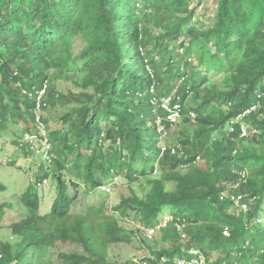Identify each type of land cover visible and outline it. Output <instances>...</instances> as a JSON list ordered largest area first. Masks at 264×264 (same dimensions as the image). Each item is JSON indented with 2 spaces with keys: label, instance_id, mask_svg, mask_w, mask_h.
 Instances as JSON below:
<instances>
[{
  "label": "trees",
  "instance_id": "trees-1",
  "mask_svg": "<svg viewBox=\"0 0 264 264\" xmlns=\"http://www.w3.org/2000/svg\"><path fill=\"white\" fill-rule=\"evenodd\" d=\"M211 3L197 14L194 0H0V133L16 120L33 137L22 142L41 154L47 121L32 119L31 135V114L58 96L74 129L47 135L37 185L56 183L50 208L41 212L28 188L26 217L4 227L11 208L0 204V231L9 232L0 264H117L109 248L133 238L153 251L148 264L191 259L190 251L207 264H264V0ZM67 73L79 89L69 97L49 82ZM172 95L182 121L169 148L160 137L176 122L161 103ZM155 166L161 175L143 199L72 212L78 189L151 177ZM130 218L136 230L121 225Z\"/></svg>",
  "mask_w": 264,
  "mask_h": 264
},
{
  "label": "rangeland",
  "instance_id": "rangeland-1",
  "mask_svg": "<svg viewBox=\"0 0 264 264\" xmlns=\"http://www.w3.org/2000/svg\"><path fill=\"white\" fill-rule=\"evenodd\" d=\"M212 0H203V4H199V0H194V6L198 8L197 14H202L207 7H212ZM203 8V9H202ZM76 73H67L59 81L49 76V82L52 84L51 88L55 89L58 95L69 97L70 93L76 94L79 89L76 87ZM53 82V83H52ZM174 94V93H173ZM174 95L171 96L173 98ZM58 103L55 107H47L40 111V115L45 118L47 125L44 129V135H48V132L54 131H69L74 133L73 127L70 129V122H63L62 118L64 112L68 108H63L62 104L65 101L58 96ZM72 106L69 108L71 109ZM34 120V113L31 114L30 129L31 135L37 136L39 129L32 123ZM16 121V120H15ZM14 119H10L7 129L0 133V185L3 189L0 190V204H7L11 209L5 211L4 227L17 222L27 215L25 207L21 204L20 197L26 192L28 188L32 189V193L37 195L41 200V212L47 211L54 198L56 197V183L51 182V176L47 178L46 182L38 187L37 183L40 178V168H47L46 153L43 148L40 150L39 155L35 151L37 148L31 149L30 145L22 142L24 133L23 124L19 125ZM182 116L180 115L174 126L169 127L167 133L163 132L160 137L163 146L174 148L178 144L180 138L178 134L179 127H181ZM103 126H108V123H102ZM107 128V127H106ZM43 134V130L41 129ZM24 141L32 140V136H24ZM14 141H19L16 145H13ZM46 142H44L45 144ZM44 152V153H43ZM47 152V151H46ZM156 173L151 177L146 178H127L126 175H118L117 181H114L103 187L100 191H95L90 195H85L83 188L77 191V201L73 205V213H82L86 206L95 204L100 200H106L110 207L117 206L123 198H129L136 196L143 199L148 193L150 186L149 181L159 178L161 171L155 166ZM185 172L184 170L182 171ZM236 185H227V189H233ZM168 190L174 187L171 184H166ZM45 203V204H44ZM44 204V205H43ZM45 206V208H44ZM264 209V205L262 207ZM133 217V215L131 216ZM165 224L168 222V218L164 219ZM134 219L123 220L121 225L127 230H136L137 225L133 224ZM264 228V222L261 223ZM8 230L0 231V240L8 237ZM154 241H157V235L154 237ZM141 241L137 238H133L132 242L128 245H113L109 248V256L112 262L117 264H138L141 263L147 256L153 251L149 249L145 244L142 245ZM152 246V243H149ZM154 251L158 247L153 248Z\"/></svg>",
  "mask_w": 264,
  "mask_h": 264
},
{
  "label": "built area",
  "instance_id": "built-area-1",
  "mask_svg": "<svg viewBox=\"0 0 264 264\" xmlns=\"http://www.w3.org/2000/svg\"><path fill=\"white\" fill-rule=\"evenodd\" d=\"M44 91H45V87L43 89H41L36 94V96H37V103H39V99L43 96ZM161 108L166 113H168L170 115L171 122H176V120H177V118L179 117V114H180V106L178 104L173 105L172 98L169 97V98L163 99L162 100V103H161ZM33 113H34V120H35L36 123H38L39 122V119H40L39 104H37V107L33 111ZM41 129L43 130V134L41 132ZM41 129H40V133H41V136H42L41 146H42L44 152L47 154L46 155V158H47V157L50 156V150H49V144H48L47 134L44 135V129L45 128L43 126H41ZM161 130H162V128L160 129V131ZM245 135H246V132H245L244 129H242V136H245ZM32 141L33 140H30L29 142L32 143ZM44 142H46V143L44 144ZM224 196L226 198L229 195L226 193L225 195L222 196V198H224ZM231 199H232L233 202L238 203V199L235 196H232ZM240 207H241V210L242 211H245L246 210V206L245 205H241ZM162 226H164V224ZM154 234H155V231L154 230H148L145 233L147 240H151L153 238ZM223 234L225 236H229V230L228 229H225L224 232H223ZM190 254H192V258L191 259H176V260H174V264H207L205 257L202 256L197 251H190ZM160 262L162 264H164V263H166V259L162 258ZM138 264H146V263H138Z\"/></svg>",
  "mask_w": 264,
  "mask_h": 264
},
{
  "label": "clouds",
  "instance_id": "clouds-1",
  "mask_svg": "<svg viewBox=\"0 0 264 264\" xmlns=\"http://www.w3.org/2000/svg\"><path fill=\"white\" fill-rule=\"evenodd\" d=\"M170 98H171V97H170ZM179 116H180V114H179ZM178 118H179V117H178ZM178 118H177V119H178ZM176 122H177V120H176ZM173 151H174V150H172V152H173ZM154 173H156V170L153 172V174H154ZM167 218H168V217H167ZM168 220H170V219L168 218ZM163 224H164V226H165V221L162 222V225H163ZM162 225H161V226H162ZM164 226H162V227H164ZM152 230H153V229H152ZM157 230H158V228L154 230V231H155V234H154V236H153V238H152L151 240H147L146 235H145L146 240H147V241H152V240L154 239V237L156 236V232H157ZM141 263H146V262H141ZM146 264H148V263H146Z\"/></svg>",
  "mask_w": 264,
  "mask_h": 264
}]
</instances>
